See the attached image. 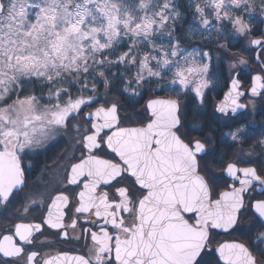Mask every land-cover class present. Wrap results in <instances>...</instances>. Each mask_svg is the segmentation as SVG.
I'll return each mask as SVG.
<instances>
[{"label":"snow or ice","instance_id":"6c2138e0","mask_svg":"<svg viewBox=\"0 0 264 264\" xmlns=\"http://www.w3.org/2000/svg\"><path fill=\"white\" fill-rule=\"evenodd\" d=\"M205 8L212 10L217 21H229L239 34H249L250 24L233 10L243 8L244 12H251L254 8L251 0H203V6L197 3L195 11L200 14L203 25L208 26L210 21ZM261 11L264 12V0H261ZM180 15L173 0H0V205L6 206L14 189L24 184L19 153L44 147L59 129L68 127L67 121L73 113L78 115L82 106H90L95 100L94 96L83 94L73 97L69 89L80 84L79 91L83 93L91 77L95 92L97 75L103 79L106 89L110 86L105 72L98 68L138 63L137 84L144 79V72L150 77H162L164 70L175 68L172 83L185 88L195 83L196 96H203L208 80L196 82L191 78L206 76L209 65L190 60L193 53L183 57L181 63V50L176 44L170 43L169 51L163 45L157 46L152 39L156 33L163 35L169 22L176 21ZM167 34L172 35L170 28ZM125 38L132 41L128 50L115 60L109 59L105 53L113 54ZM141 41L147 42L152 52L145 51L138 59L136 46ZM251 44L264 47L259 39L251 40ZM152 61H155L154 66ZM261 80L260 76L252 78V96L264 95ZM37 84L48 89L49 103L43 107H39L36 95L21 96L22 92L31 91L28 85L35 88ZM128 87L130 83L125 91ZM238 88L239 81L233 80L217 111L227 114L230 109L235 114L246 107L238 103V98L244 95ZM65 95L68 98L62 102ZM53 97L55 104L51 103ZM147 107L153 119L146 127L117 128L104 141L119 157V162L91 154L100 147L101 132L116 125L117 105L101 106L87 114V118L93 119L92 134L84 135L80 142L89 155L71 166L68 183L76 184L80 177H87L79 192L75 213L88 214L85 223L99 230L82 229L85 240L89 234L91 237L87 256L69 257L65 253L43 258L42 264H61V261L200 264L198 258L210 242L211 230L227 231L238 224L239 213L245 208L243 194L254 182L264 185V176L254 167L238 169L230 162L225 171L239 181L240 187L221 192L218 199L212 200L197 161V154L205 151L209 139L185 142L177 135L173 130L180 124L177 100H149ZM243 133L244 129L238 128L230 135L235 141ZM260 142L264 144V139ZM124 173L134 177L146 194L142 192L134 198L126 187L116 188L119 200L110 198L107 192L95 194L101 182L110 185ZM67 202V196L57 195L48 206L43 223L53 229H64L61 208ZM252 208L257 214V223L264 228V200H256ZM124 213L131 218L130 222L124 218ZM93 216L97 219L92 220ZM76 226L77 220L69 225L73 229ZM40 227L39 224H17L16 235L31 244L29 237ZM63 234L67 236V232ZM252 242L264 256V248L259 247L264 244V231L254 234ZM23 251V246L13 243L12 236L0 240V253L4 257H20ZM216 252L223 264H264L244 243L220 244ZM37 256L35 251L27 253L26 264H34Z\"/></svg>","mask_w":264,"mask_h":264},{"label":"flooded vegetation","instance_id":"af4514ba","mask_svg":"<svg viewBox=\"0 0 264 264\" xmlns=\"http://www.w3.org/2000/svg\"><path fill=\"white\" fill-rule=\"evenodd\" d=\"M263 28L264 25L261 28V34L253 36L264 37ZM259 54L263 65L256 57L257 63H249L241 57L236 59L237 61H234L236 63L231 68L228 67L229 76L226 78L225 85L216 89L211 96L206 95L208 86L204 88L202 97H197L193 89L190 88H183V90L190 91L192 95L166 96L177 100L179 105L180 124L175 128L178 135L185 142L194 139L203 140L205 137L209 139L205 151L197 154V161L200 174L205 177L208 183L211 199L217 197L223 189L231 188L232 185H240L238 180H234L225 171L230 162L235 163L238 169L254 167L258 174L264 176V144L260 142L264 139V95L252 96L249 93L254 73H260L264 83V47L260 49ZM234 75L239 81L238 91L244 93L238 98V103L244 104L246 107L238 109L235 114L230 109L227 114L220 113L216 110V104L229 87V82ZM261 92H264V89ZM65 99L66 97L63 101ZM146 100H144V109L139 114L137 121H134L135 115L129 123L121 121L119 116L116 126L112 129H104L98 138L100 147L93 149L91 154L119 162V157L115 156V153L107 147L104 141L116 128L126 125H144L150 120L151 115L146 107ZM93 108L83 111L86 130L81 138L76 136V139L70 143L59 144L57 141L61 139L64 141L65 136L58 135L57 138L55 137L56 139L54 138L55 140L52 139L44 147L26 149L19 153L22 158L24 184L18 189H14L10 202L6 206L0 205V240H3L4 236H12L13 243L23 246L24 251L20 257H4L3 253H0V264H26L27 253L32 251L38 254L34 264H42L43 258L62 256L65 253L69 257L87 256L91 237L89 234L85 240L81 235L82 229L99 230L93 228L90 223H85L88 214L75 213V208L79 204V192L83 190L87 177H80L76 184H69L68 176L71 173V166L89 155L88 149L84 148L80 141L85 134L92 132V119L86 118L85 112ZM238 128L244 129V133L234 141L230 133ZM238 176L243 178L241 173H238ZM216 181H219L222 187L215 195ZM118 187L130 189L134 198H138L142 192L146 193V190L141 189L135 183L134 177L129 173H124L121 177L111 181L110 185H104L101 182L97 186L95 194L98 196L107 192L110 198L119 200V196L116 195ZM60 194L68 197V202L61 208V211L64 212L62 223L66 227L53 229L43 221L47 217L48 206ZM243 196L245 208L239 213L238 223L244 240H240L248 245L258 260H264V256H261L257 248L253 246L251 239L254 234L264 231V228H261L257 223V214L252 208L254 201L264 200V185L254 182V186H250ZM25 208L28 210L26 211ZM123 216L129 222L131 221L127 213H124ZM91 219L96 220L97 218L93 216ZM73 220H77L75 229L69 227ZM99 223L103 224V220H100ZM17 224H39L41 226L39 231L34 230L29 237L33 241L31 244L21 241L16 235L15 226ZM250 225L255 226L250 228ZM109 227L111 226L109 225ZM235 228L236 226L227 233L229 234L227 239H236L231 235ZM64 232H67V236H64ZM77 236L81 238L76 239ZM259 247L264 248V244H260ZM61 264H75V261H61Z\"/></svg>","mask_w":264,"mask_h":264},{"label":"trees","instance_id":"16d2710c","mask_svg":"<svg viewBox=\"0 0 264 264\" xmlns=\"http://www.w3.org/2000/svg\"><path fill=\"white\" fill-rule=\"evenodd\" d=\"M174 1L177 2L178 10L181 13L179 19L174 22L170 21L168 27L164 29V34L161 35L160 33H156L152 39L157 46H160L163 43L168 49H171L170 43L176 44L178 49L181 50V53L185 48L196 47L201 53L207 52L209 54L207 57L203 56V59L209 65L208 73L206 75L207 80L209 81L206 95L211 96L216 89L222 88L225 85L226 78L229 76V64L236 56L243 53L245 56H248L244 57L247 62L257 63L253 53L245 51L247 47H249L251 51L254 50V48L251 45L247 46L245 44L244 37L235 31L229 21H217L214 15L207 13L209 15V21L219 25L223 31L216 32L213 35H208L207 33L192 35L190 33V27L196 21L197 17L194 6L189 0ZM252 4H254V8L251 11L252 15H249L250 12H244L243 8L238 9L237 13L239 15L242 14L245 22L250 24L249 34L258 35L262 32L261 28L264 24V12L261 11V0H256L252 2ZM169 28L172 30L171 36L167 34ZM154 38H156V40H154ZM131 43L132 41L126 38L117 47L113 54L108 55V53H105V55L108 56L109 59L115 60L122 52L128 50V46L131 45ZM136 47L139 50L140 47L138 45ZM146 48L149 52H152L150 46H147ZM156 54H159V52ZM136 55L138 59L141 58L139 51ZM152 64L154 66L155 61H152ZM138 68V63L134 66L130 64L105 65L103 68H98V71L103 70L108 77L110 86L107 89L104 86L103 79L97 75L95 80L97 90L95 92L92 91L91 85L93 80L91 77H89L88 80V89L83 93L79 91L80 84H75L69 89V91L72 96L79 94L94 96L95 100L91 105L98 103L108 104L107 102L110 101L117 103L120 119L125 123L132 121L133 114L130 113V111H134L136 114L141 113L142 109H144V100L149 97L177 96L178 94L192 95L190 91H182L179 88L178 83H172L173 73L170 70H164L162 77L148 76V79L142 80V83L139 82V84H133L132 76L136 73ZM81 83H83V81H81ZM129 83L130 87L125 91V88ZM27 87L31 89V91L22 92L21 96L33 94L39 98V101L45 104L49 103V97L47 94L48 89L46 87L42 88L39 84H37L35 88H33L32 85H28ZM133 89H135V93L133 92ZM65 97L67 98V95L63 96L61 100L63 101ZM13 98H15V96H13ZM51 103H56L54 97L52 98ZM83 111L84 109H82L80 113H83ZM228 235L229 234L227 233L219 232L214 229L211 231L209 242L211 248L203 250L201 256L198 258L200 264H222L218 260L213 247L223 238L228 237ZM231 235L238 239L244 238L241 236L239 223L236 225L235 231H233Z\"/></svg>","mask_w":264,"mask_h":264},{"label":"rangeland","instance_id":"374dc122","mask_svg":"<svg viewBox=\"0 0 264 264\" xmlns=\"http://www.w3.org/2000/svg\"><path fill=\"white\" fill-rule=\"evenodd\" d=\"M190 1V3L194 6V9H195V5L197 4V3H200L202 6H203V0H189ZM254 1H256V0H251V2H254ZM137 2H138V0H137ZM173 3L176 5V7H177V2L176 1H174L173 0ZM178 8V7H177ZM234 12H235V14L236 15H239L238 13H237V11H238V9H234L233 10ZM197 13V12H196ZM207 13H211L212 14V10L210 9V8H205V15H206V17L209 19V15L207 14ZM213 15V14H212ZM249 15H252V13L250 12L249 13ZM197 17H196V21L193 23V25L190 27V33L192 34V35H196V34H202V33H207L208 35H213V34H215L216 32H221V31H223V30H221V27L219 26V25H217V24H214V23H211L210 22V24L208 25V26H204L203 25V23H202V20H201V18H200V14L199 13H197V15H196ZM251 17V16H250ZM264 25V24H263ZM217 29H219V31H217ZM238 33V32H237ZM239 34V33H238ZM243 37H244V39H245V44L247 45V46H249V45H251L250 44V41H251V38L253 37V35H250V34H248V35H242ZM126 39V38H125ZM154 40H156V38H154ZM140 48H139V52H140V56L142 57L143 56V54H144V52L145 51H148L149 52V50H147V42H143V41H141V42H139L138 44H137ZM162 45L166 48V49H168L166 46H165V44H163L162 43ZM169 51H171V49H168ZM246 52H248V53H253V55L255 54V52H254V50H252L251 51V49L249 48V47H247L246 48V50H245ZM189 53H193L194 55L190 58V60H192V61H200V62H202V63H206L205 62V60L203 59V56L202 55H200V54H202L201 53V51L199 50V49H197L196 47H194V48H185L184 50H183V52L181 53V57H180V62L181 63H183V57H187L188 56V54ZM243 58L244 60H246L244 57H248V56H245L243 53L241 54V55H238V56H236L235 57V59H233L232 60V62L229 64V67L231 68L236 62H234V61H237L236 59H239V58ZM171 58V57H170ZM172 59V58H171ZM175 59V58H174ZM139 71V68H138V70H136V73L135 74H133V76H132V80H133V84H137V83H135V81H136V76H137V72ZM172 73L175 71V68H173V69H171L170 70ZM143 75H144V79H148V74H147V72H144L143 73ZM128 78V77H127ZM143 79V80H144ZM192 80H194V81H196V82H199L200 80H202V79H207V77L206 76H202V77H192L191 78ZM135 80V81H134ZM141 83L143 82V81H140ZM179 85V84H178ZM194 87H195V83H190L189 84V86L187 87V89H194ZM179 88L181 89V90H183V88H185V87H182L181 85H179ZM204 90V89H203ZM202 90V91H203ZM79 95H81V94H79ZM76 96H78V95H76ZM76 96H73V97H76ZM68 98V97H67ZM67 98L65 99V101L67 100ZM14 99V98H13ZM11 101H9V103H10ZM112 101H110V102H107V103H111ZM44 105H46L45 103H43V102H41L40 101V103H39V107H43ZM97 104H95V105H90V106H82V109H88V108H93V107H95ZM130 113H132L133 115H137L136 116V119H134V121H137L138 120V117L140 116L138 113L136 114V112H134V111H130ZM75 113H73L72 114V116H71V118L67 121V125H68V127L67 128H61V129H59L56 133H55V136H54V138L56 137L57 138V136L58 135H63V136H65L64 137V141H62V139L61 140H59V141H57L59 144H67V142L68 143H70L71 141H73V140H75L76 138V136H77V138L79 137V138H81V136H82V134L85 132V130H86V119L84 118V114L83 113H80L79 112V114L77 115H74ZM78 129V130H77ZM62 136V137H63ZM54 138H52V139H54ZM55 138V139H56ZM52 139H49V141H51ZM54 139V140H55ZM48 141V142H49ZM47 142V143H48ZM34 148H36V147H34ZM30 149H33V148H30ZM26 150V149H25ZM222 187V185L221 184H219V181H216V183H215V185H214V190H215V195L217 194V192L219 191V189Z\"/></svg>","mask_w":264,"mask_h":264},{"label":"water","instance_id":"95a60500","mask_svg":"<svg viewBox=\"0 0 264 264\" xmlns=\"http://www.w3.org/2000/svg\"><path fill=\"white\" fill-rule=\"evenodd\" d=\"M263 32H264V28H263ZM253 39H259V40L262 41V44H264V37H263V36H254V37L251 38V40H253ZM250 43H251V41H250ZM251 45H252V44H251ZM252 46L255 48V57H256V59L259 61V63L262 64V61H261L260 56H259V51H260V49H261L262 47H261L260 45H252ZM262 65H263V64H262ZM254 76H260V77L262 78V76H261L260 73H254V74H253V77H254ZM253 77H252V78H253ZM233 80H237V77H236L235 75L231 78V80H230V82H229V87L225 90V92H224L222 98L217 102V104H216V110H217V105L224 101L225 95L230 91L231 86H232V81H233ZM261 83H263L262 80H261ZM251 86H252V83H251ZM251 86H250V88H251ZM250 88H249V93H250ZM250 94H251V93H250ZM169 99H173V98L166 97V96H153V97H149V98L146 100V107H147V104H148V101H149V100H169ZM112 103H115V102H111V103H109L108 105H104V104H98V105H96L92 110H88V111L85 112V117L87 118V114H88V113H92V112H94L96 108L101 107V106L108 107V106H111ZM177 103H178V102H177ZM115 104L117 105V103H115ZM147 109H148V107H147ZM148 112H149V114L151 115V111H150L149 109H148ZM117 117H118V120H117L116 125H117L118 122H119L118 105H117ZM177 117H178V119H179L178 110H177ZM88 119H90V118H88ZM151 119H153L152 115H151ZM151 119L148 120L144 125H126V126H122V127H119V128H125V129L143 128V127H146V126H147V124L151 121ZM92 122H93V119H92ZM116 125H115V126H116ZM116 130H117V128L115 129V131H116ZM173 130L176 131L175 129H173ZM176 133H177V132H176ZM89 134H92V132L87 133V134H85V135H89ZM111 134H112V133H111ZM111 134H109V135H111ZM177 135H178V133H177ZM178 136H179V135H178ZM181 139H182V138H181ZM101 159H103V158H101ZM226 167H227V166H226ZM232 187L239 188L240 185H239V186H233V185H232ZM232 187H231V188H227V189H223V190H221V191L218 193V196L215 197V198H213L212 200H216V199H218L219 196H220V193H221V192H224V191H231V190H232ZM209 190H210V189H209ZM145 194H146V193H145ZM254 202H255V201H254ZM214 230H217V231H219V232L227 233V232H229V231L232 230V229H229V230H227V231H225V230H223V229H214ZM211 231H212V230H211ZM210 234H211V232H210ZM232 242L244 243V244L247 246V244H246L245 242H243V241H241V240H239V239H223V240H221L219 243H217V244L214 245V247H213V248H214V252H215V254H216L218 260L220 261V263L223 264V261H221V260L219 259V254L216 252L217 247H218L220 244H224V243H232ZM210 248H211V245H210V243H209L208 246H207L205 249H210ZM249 249H250V248H249ZM250 251H251V250H250ZM253 255H254V254H253Z\"/></svg>","mask_w":264,"mask_h":264}]
</instances>
